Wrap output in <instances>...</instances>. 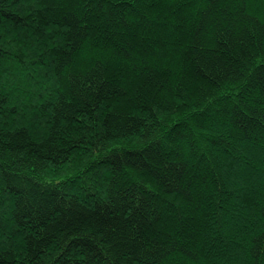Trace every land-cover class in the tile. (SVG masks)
Wrapping results in <instances>:
<instances>
[{"label": "trees", "instance_id": "trees-1", "mask_svg": "<svg viewBox=\"0 0 264 264\" xmlns=\"http://www.w3.org/2000/svg\"><path fill=\"white\" fill-rule=\"evenodd\" d=\"M0 264H264V0H0Z\"/></svg>", "mask_w": 264, "mask_h": 264}]
</instances>
